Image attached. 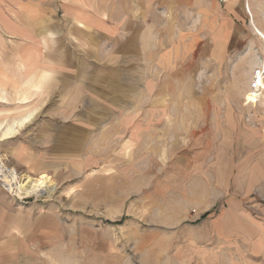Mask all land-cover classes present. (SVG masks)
<instances>
[{
    "label": "crops",
    "instance_id": "crops-1",
    "mask_svg": "<svg viewBox=\"0 0 264 264\" xmlns=\"http://www.w3.org/2000/svg\"><path fill=\"white\" fill-rule=\"evenodd\" d=\"M256 1L0 0V159L106 183L177 167L179 148L208 137L214 103L195 82L253 41ZM57 219L0 185V264L44 262Z\"/></svg>",
    "mask_w": 264,
    "mask_h": 264
},
{
    "label": "rangeland",
    "instance_id": "rangeland-1",
    "mask_svg": "<svg viewBox=\"0 0 264 264\" xmlns=\"http://www.w3.org/2000/svg\"><path fill=\"white\" fill-rule=\"evenodd\" d=\"M256 5L264 31V0ZM256 35L224 70L196 80V93L210 87L214 103L200 129L208 137L179 148L177 167L163 161L149 180L123 171L122 183L65 171L49 175L44 198H18L0 182L19 202L58 217L62 238L46 235L35 251L44 262L34 264H264V99L249 89L264 59ZM0 164L25 178L7 157Z\"/></svg>",
    "mask_w": 264,
    "mask_h": 264
},
{
    "label": "bare ground",
    "instance_id": "bare-ground-1",
    "mask_svg": "<svg viewBox=\"0 0 264 264\" xmlns=\"http://www.w3.org/2000/svg\"><path fill=\"white\" fill-rule=\"evenodd\" d=\"M248 5H249V3H248ZM248 5H246V6H247L248 12L250 14V19H251L250 24H251L254 32L264 41V31L261 28H259L258 26H256V24L254 22L253 14L251 13ZM262 61H263V59H262ZM258 80H259V87H260L259 90H257L256 92L251 91L253 94L252 96L256 100H259L260 98L264 99V80H261V79H258ZM9 130H11V129H9ZM6 137H7V135H6ZM3 167H4L3 165L0 166V180L3 183V186L10 193H12V195H15L18 198H27V197L44 198L46 195L45 190H47V188H49L51 186V179H50V177H48V175H41L39 177L37 176V178L25 176L23 181H21L19 179V177L17 176V173H14V171L11 170V168L9 170L8 169L6 170L4 168L5 169L4 170Z\"/></svg>",
    "mask_w": 264,
    "mask_h": 264
},
{
    "label": "built area",
    "instance_id": "built-area-1",
    "mask_svg": "<svg viewBox=\"0 0 264 264\" xmlns=\"http://www.w3.org/2000/svg\"><path fill=\"white\" fill-rule=\"evenodd\" d=\"M246 12H247L248 16L250 17V14H249L247 8H246ZM258 79L264 80V59H263L261 65L258 68H256L253 72L252 80H251V83L249 86L250 91L256 92L257 90H259L260 87H259V80ZM0 182H2V181L0 180ZM2 185H3V183H2Z\"/></svg>",
    "mask_w": 264,
    "mask_h": 264
}]
</instances>
